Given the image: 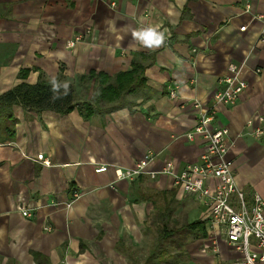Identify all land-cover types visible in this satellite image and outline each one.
Here are the masks:
<instances>
[{"label":"crops","instance_id":"0c3cea01","mask_svg":"<svg viewBox=\"0 0 264 264\" xmlns=\"http://www.w3.org/2000/svg\"><path fill=\"white\" fill-rule=\"evenodd\" d=\"M259 16L264 0H0V95L22 82L62 77L82 99L80 76L130 72L141 55L151 63L147 89L114 111L85 119L78 108L58 114L13 105L0 120V264H143L134 249L145 236L153 240L147 229L157 208L171 206L179 224L207 220L206 208L172 175L119 181L114 167L133 168L148 152L157 155L152 171L168 161L177 173L199 163L206 142L187 138L198 119L193 103L211 104L232 63L243 64L248 87L236 105L220 107L216 122L230 132L238 187L264 199V135L248 126L264 118ZM148 25L164 33L160 46L134 38ZM77 34L84 40L67 47ZM256 127L264 130V122ZM40 154L51 166L37 161ZM101 165L114 167L97 173ZM207 234L189 238L185 256L172 264L239 263L242 255L222 230Z\"/></svg>","mask_w":264,"mask_h":264},{"label":"built area","instance_id":"2783aa9c","mask_svg":"<svg viewBox=\"0 0 264 264\" xmlns=\"http://www.w3.org/2000/svg\"><path fill=\"white\" fill-rule=\"evenodd\" d=\"M112 6L115 7L116 4L112 3ZM250 11L251 5L248 3L246 12ZM258 19L264 21L263 16ZM245 29L242 27L241 31ZM84 37L83 34L75 35L67 47H75ZM242 73L243 64H230L227 75L219 81L211 104L204 105L199 101L193 103V107L198 111V119L187 138L193 141L200 137L206 142V149L199 163L188 164L177 173L174 163L168 161L160 172L152 171L150 166L157 155L148 152L133 168L101 165L96 168V172L105 173L114 167L119 181H134L142 176L154 180L161 174L172 175L176 187L206 208L207 230H222L229 246L242 255L238 264H264V199L257 193L248 198L238 187L234 162L228 157L230 132L216 122L220 107L236 105L247 89L248 84ZM175 89L170 90L171 98L177 97ZM258 122H264V118L253 117L248 126L255 128L256 136L261 137L264 130L262 127H256ZM37 161H41L44 166H51L50 160L43 154L38 155ZM23 216H31L29 210H25Z\"/></svg>","mask_w":264,"mask_h":264},{"label":"trees","instance_id":"16d2710c","mask_svg":"<svg viewBox=\"0 0 264 264\" xmlns=\"http://www.w3.org/2000/svg\"><path fill=\"white\" fill-rule=\"evenodd\" d=\"M143 55L135 59L130 72L109 77L104 73L90 72L79 77L84 95L80 99L76 84L67 83L60 77L57 80L40 78L36 84L22 82L3 95H0V120L9 119L13 105H21L26 109L39 113L52 111L67 114L78 108L85 119L95 113L111 112L125 106L130 95L138 94L147 89L145 71L151 63H145ZM29 71H23L25 79ZM110 106V107H109ZM173 208H157L147 229L153 233L152 247L143 264H172L177 257L186 253V240L207 238V221L183 222L179 224L173 216ZM175 249L177 254H170ZM134 261L133 254H129Z\"/></svg>","mask_w":264,"mask_h":264},{"label":"clouds","instance_id":"9594fccd","mask_svg":"<svg viewBox=\"0 0 264 264\" xmlns=\"http://www.w3.org/2000/svg\"><path fill=\"white\" fill-rule=\"evenodd\" d=\"M133 35L135 39L147 48L158 47L164 41V33L156 25L142 27L135 31ZM67 83L65 82V87H67Z\"/></svg>","mask_w":264,"mask_h":264},{"label":"rangeland","instance_id":"374dc122","mask_svg":"<svg viewBox=\"0 0 264 264\" xmlns=\"http://www.w3.org/2000/svg\"><path fill=\"white\" fill-rule=\"evenodd\" d=\"M2 58V57H1ZM0 58V59H1ZM181 209V208H180ZM183 209L181 210H178L179 212H181ZM182 214V213H181ZM181 214L177 215L178 219L181 221L182 220V217H181ZM152 235L150 236H145L143 237L141 240H138L139 244H137V246H135V249H134V252L136 253V257L139 261V263L143 262L144 259L146 258L147 254L149 253L151 247H152ZM186 244L188 242H190V239H187L186 241ZM170 254H177L178 251L175 250V249H171L169 251ZM185 256V255H184ZM184 256H182L181 258H183ZM181 259H177L175 260L174 264H182V262L180 261ZM107 261V259L105 260ZM109 264H112L111 262ZM183 264H187V262L183 263Z\"/></svg>","mask_w":264,"mask_h":264}]
</instances>
